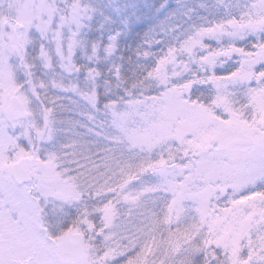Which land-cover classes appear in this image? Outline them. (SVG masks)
<instances>
[{"label":"snow or ice","instance_id":"6c2138e0","mask_svg":"<svg viewBox=\"0 0 264 264\" xmlns=\"http://www.w3.org/2000/svg\"><path fill=\"white\" fill-rule=\"evenodd\" d=\"M0 264H264V0H0Z\"/></svg>","mask_w":264,"mask_h":264},{"label":"rangeland","instance_id":"374dc122","mask_svg":"<svg viewBox=\"0 0 264 264\" xmlns=\"http://www.w3.org/2000/svg\"><path fill=\"white\" fill-rule=\"evenodd\" d=\"M65 103H70V101H65Z\"/></svg>","mask_w":264,"mask_h":264}]
</instances>
